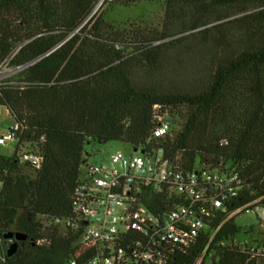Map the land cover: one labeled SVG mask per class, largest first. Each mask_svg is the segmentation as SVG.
Wrapping results in <instances>:
<instances>
[{"label":"trees","instance_id":"obj_1","mask_svg":"<svg viewBox=\"0 0 264 264\" xmlns=\"http://www.w3.org/2000/svg\"><path fill=\"white\" fill-rule=\"evenodd\" d=\"M109 1L159 0H0V66L14 71L0 83V106L20 126L13 154H0V264L75 257L77 236L58 222L72 216L90 142L237 173V197L167 264H264L233 245L229 217L255 200L264 207V0H163L160 30L109 23ZM168 50L193 52V69L167 62ZM180 78L188 89L164 88ZM159 119L169 130L155 138ZM22 149L40 156L38 170L20 161ZM8 233L26 236L10 258Z\"/></svg>","mask_w":264,"mask_h":264},{"label":"built area","instance_id":"obj_2","mask_svg":"<svg viewBox=\"0 0 264 264\" xmlns=\"http://www.w3.org/2000/svg\"><path fill=\"white\" fill-rule=\"evenodd\" d=\"M168 130V122L159 119L153 136L163 137ZM19 132L20 126L12 122L0 135V146L14 144ZM18 157L40 168L35 152L22 149ZM242 185L237 173L206 167L187 170L164 160L160 150L145 154L131 149L128 155L116 151L105 163H86L73 192L72 216L58 222L77 236L75 257L66 264H167L172 250L193 245L205 222L237 197ZM258 202L230 215L261 210L264 220ZM233 245L250 260H264L262 235L251 244Z\"/></svg>","mask_w":264,"mask_h":264},{"label":"rangeland","instance_id":"obj_3","mask_svg":"<svg viewBox=\"0 0 264 264\" xmlns=\"http://www.w3.org/2000/svg\"><path fill=\"white\" fill-rule=\"evenodd\" d=\"M101 4H99L95 13L99 11ZM102 10L105 14V19L115 26L121 27L123 24H135L136 26L147 29V30H160L163 20V0L150 1V2H140L130 7H123L119 5H113L111 1L107 2ZM188 44L191 42L186 41ZM185 42V43H186ZM190 46V45H189ZM188 46V47H189ZM192 50V47L190 46ZM177 50H168L165 54L167 62H173L178 64H187L188 70L191 66L193 69L197 59L190 50L188 54H178ZM206 63H210L209 59ZM181 69V68H179ZM8 71L6 67L0 69V83L8 76ZM188 79H172V81L164 82L163 86L166 89L172 90V87L183 90L188 89ZM12 123L11 117L4 107L0 106V135H3L8 130L10 124ZM174 128L178 131L180 125ZM121 151L122 153L128 155L131 152V147L122 142H109L107 144H99L96 142H90L84 145L85 158L88 164H98L107 162L109 156L116 152ZM0 154L2 155H12L13 154V144L8 146H0ZM26 173H31V169L22 165ZM197 163L195 164V167ZM233 223L238 227L239 233L234 239V243H246L251 244L254 240L259 239L262 232V226L260 224V219H262V211L257 210L255 213L250 212L248 214L240 213L233 216Z\"/></svg>","mask_w":264,"mask_h":264},{"label":"water","instance_id":"obj_4","mask_svg":"<svg viewBox=\"0 0 264 264\" xmlns=\"http://www.w3.org/2000/svg\"><path fill=\"white\" fill-rule=\"evenodd\" d=\"M132 151L136 152V150L134 149ZM2 239L10 241V244L8 245L5 253L6 257L10 258L17 252L19 243L26 240V236L20 233H8L6 235H3Z\"/></svg>","mask_w":264,"mask_h":264}]
</instances>
